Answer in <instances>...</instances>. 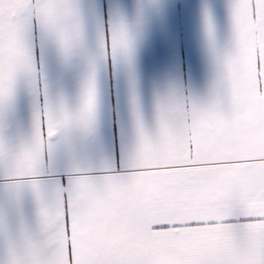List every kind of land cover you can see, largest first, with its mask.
<instances>
[{
  "label": "snow or ice",
  "instance_id": "6c2138e0",
  "mask_svg": "<svg viewBox=\"0 0 264 264\" xmlns=\"http://www.w3.org/2000/svg\"><path fill=\"white\" fill-rule=\"evenodd\" d=\"M0 264H264V0H0Z\"/></svg>",
  "mask_w": 264,
  "mask_h": 264
}]
</instances>
